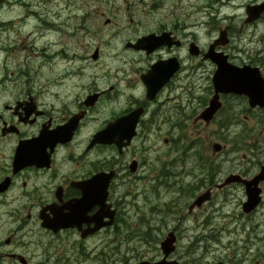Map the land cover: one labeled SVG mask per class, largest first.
Listing matches in <instances>:
<instances>
[{
	"label": "flooded vegetation",
	"instance_id": "1",
	"mask_svg": "<svg viewBox=\"0 0 264 264\" xmlns=\"http://www.w3.org/2000/svg\"><path fill=\"white\" fill-rule=\"evenodd\" d=\"M139 2L151 21L108 20L96 35L0 0V264H112L113 245L119 264L158 263L160 233L176 238L168 262L209 264L206 246L180 252L186 221L234 251L210 264H243L238 249L264 264V13L249 15L264 0ZM111 9L126 19L132 7ZM105 28L122 29L118 43ZM81 33L97 36L85 55L61 42ZM164 188L177 198L159 225Z\"/></svg>",
	"mask_w": 264,
	"mask_h": 264
},
{
	"label": "rangeland",
	"instance_id": "2",
	"mask_svg": "<svg viewBox=\"0 0 264 264\" xmlns=\"http://www.w3.org/2000/svg\"><path fill=\"white\" fill-rule=\"evenodd\" d=\"M25 1L26 3L29 4L28 8L25 9V14H29L30 11H37L39 13L44 12V13L50 14V18L51 16H53L52 20L54 22H60L63 20L64 22H66L68 19L67 23H69L70 28L69 30H67L66 28V31H70L72 32V34L75 33V28L78 26H84L88 30L89 29L93 30L95 28L96 35H97L99 30L103 26V22L108 21V20H113L114 22H122L123 24H126V22L129 23L131 19H133L135 22L138 23V22L151 21L153 17V14L149 13L148 8H147L149 5H151V2L140 3L139 0H25ZM131 3H136V4L134 6H131L130 5ZM236 4L237 2L234 3V7ZM116 5L117 6L120 5L122 7L124 6L132 7V9L128 11L126 19L124 17H120L118 15V12H112L113 9H111V6H116ZM233 9L234 8L230 4L227 5L226 8L224 9V16L235 15V12ZM48 11H50V13ZM143 11H146V13ZM236 12L240 13V11L238 10ZM29 26L32 31L39 30L37 16H35V20H31V17L29 18ZM103 33H105L106 38L111 39L112 45H114L118 43L115 40L119 41V37L121 36L122 29L119 28L117 30L112 31L109 28H105L103 30ZM115 34H119V35L114 37ZM96 35L95 34L85 35L84 33H81L77 39L71 38L70 40L67 37L63 36L61 37V42L62 44H64V47L68 46L70 47L71 50H73L76 53L78 52V49H77L78 45H80L81 47L82 46L85 47L79 50L83 55H85L88 52V48H90L93 42L95 41L97 37ZM26 52L28 53V55H30L31 53L35 54L37 52L34 49V43H32L31 47L28 48ZM20 55H21V52L17 50L15 54L16 58H21ZM28 59L30 61V57ZM115 59H119V58H111L112 61H114ZM106 62L108 61L104 59L102 62L95 64V66H105ZM29 64L32 65L34 70H38V71L40 70V67L37 64L31 63V61ZM29 64H24V65L28 66ZM39 64H42V62H40ZM111 69H114V67H112ZM51 72L48 73L49 77L51 76ZM214 130L215 129L212 126V127H209L207 131L209 141L217 140V138L213 135ZM174 197L175 196L171 189L164 188L160 190L159 206L154 209V214L160 216V219L158 222L159 225L162 223L160 221L163 218L166 219L164 224L165 225L169 224L168 217L165 214L174 213L173 206L171 205L170 207V203L172 202ZM175 198H177V196ZM151 200L152 201H148L147 203L144 200V206H145L143 207L144 214L147 212L151 213L150 207L152 203H155L156 201L155 198ZM167 203H169V205H166ZM168 207L171 210L169 209L168 212L167 211L160 212L161 209H164V208L168 209ZM204 217L205 215H202L200 217V221H202ZM176 223H177V220H176ZM194 226H195L194 221L184 222V226L182 227V236H181L182 239L180 242V246H181L180 252L183 250L184 246H189V245H194V244L206 246L207 253H206V259H204V261L205 263L207 262L209 264L217 262L220 257L224 258L227 255L232 254L234 252L230 250L225 254L224 252L219 251L220 247L217 243V239L214 238V232H213L212 238L201 237L200 235H203V231H202L203 225L202 224H200V227L196 228L194 231L187 230V228L194 229ZM163 230H165V227L163 228ZM167 236L168 234L163 235V233H160L159 239L163 241ZM131 240H136V242L135 243L129 242L126 246L130 247V246L137 245L139 249L142 250V252H139V253H146L148 250L150 251V253L156 251L152 247L148 249V247L146 246H141L139 244V241H141L140 239H129V241ZM96 242H98V239L96 240ZM117 246L119 248H116ZM111 251H112L111 253L112 264H119L120 257L123 256V253H126V252L124 251V249H121L120 245H113ZM254 251L257 252L258 250L254 249ZM99 255L100 254H97V257ZM139 255H142V254H139ZM145 255H142V256H145ZM251 255L253 256V254ZM134 256L135 254L128 255L129 259H132ZM252 256L246 255L244 249H238L237 252L235 253V258L241 259L243 264H256V259L252 258ZM103 257L105 258V255H100V258H99L102 264H103ZM262 260H264V258L261 259L260 263L263 262ZM194 261L195 260H193L192 262ZM204 261L201 260V262H204Z\"/></svg>",
	"mask_w": 264,
	"mask_h": 264
},
{
	"label": "water",
	"instance_id": "3",
	"mask_svg": "<svg viewBox=\"0 0 264 264\" xmlns=\"http://www.w3.org/2000/svg\"><path fill=\"white\" fill-rule=\"evenodd\" d=\"M264 13V4H262L261 6H258L255 10H252L249 15L251 16L250 20L253 21L255 19L258 18V16L260 14ZM152 37H147L144 40H142L141 42H139L138 45L134 46V48L136 49H141V48H151L152 47ZM212 112L215 111L214 108L211 109ZM254 197H257V191H255L254 193ZM205 200V196H201L197 202L195 203V206H201V204L203 203V201ZM254 201V198L250 199V203H252ZM259 202V200L257 201V203ZM256 203V204H257ZM175 243H176V238L174 236V234H170L169 237L166 239L165 242L162 243V250L165 253V259L162 260L159 263H154V264H175L173 262H168L167 258L169 257V255L171 253H173L175 251ZM140 264H153V263H149V262H142Z\"/></svg>",
	"mask_w": 264,
	"mask_h": 264
},
{
	"label": "bare ground",
	"instance_id": "4",
	"mask_svg": "<svg viewBox=\"0 0 264 264\" xmlns=\"http://www.w3.org/2000/svg\"><path fill=\"white\" fill-rule=\"evenodd\" d=\"M49 56V55H48ZM124 68V67H123Z\"/></svg>",
	"mask_w": 264,
	"mask_h": 264
}]
</instances>
